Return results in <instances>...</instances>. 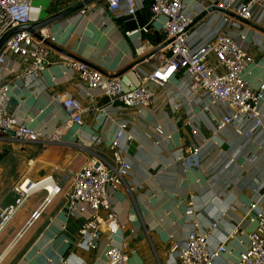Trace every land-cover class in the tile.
<instances>
[{
  "label": "crops",
  "instance_id": "obj_1",
  "mask_svg": "<svg viewBox=\"0 0 264 264\" xmlns=\"http://www.w3.org/2000/svg\"><path fill=\"white\" fill-rule=\"evenodd\" d=\"M191 1L206 8L195 17L193 45L219 32L235 38L254 54L244 76L259 90L264 84V4L253 7L252 20L243 21L222 14L217 9L221 0ZM149 2L141 0L133 16L126 9L112 12L90 4L85 15L78 10L47 26L56 42H50V63L31 86H25L20 77L31 62L28 57L9 55L0 64V82L12 86L10 111L34 128L61 131V140L51 143L0 136V211L14 201L15 186L26 179L54 175L63 184V192L41 209L47 191L32 195L0 233V264H110L107 250L112 245L121 247L123 240L129 252L126 264H173L172 244L186 238L194 221L203 230L216 218H221L220 226L209 240L213 245L227 240L228 252L215 264H235L247 247L255 228L245 219L248 207L256 201L264 207V128L251 138L238 134L231 124L218 128L223 115L232 109L222 105L205 109L193 102L183 84L188 81L183 71L156 89L157 99L151 106L135 108L112 102L99 90H88L62 65L78 57L106 73L119 74L124 87L138 85L154 69L150 54L165 40L164 33L155 28L128 35L149 23ZM62 10L58 2L35 0L31 23ZM125 34L135 43V53ZM56 95L74 97L82 104V125L70 122ZM261 109L264 113V99ZM121 122H127L133 135L132 140L120 142L132 169L125 185L110 192L113 213L125 228L113 234L103 229L96 248L86 250L78 245L85 217L68 214L65 191L90 159L109 155V143ZM192 148H199V162L187 167L179 157ZM190 206L195 211L193 219L186 214ZM38 209L40 217L29 224ZM66 257L68 262H64Z\"/></svg>",
  "mask_w": 264,
  "mask_h": 264
},
{
  "label": "built area",
  "instance_id": "obj_2",
  "mask_svg": "<svg viewBox=\"0 0 264 264\" xmlns=\"http://www.w3.org/2000/svg\"><path fill=\"white\" fill-rule=\"evenodd\" d=\"M34 1L0 0V41L13 28L31 24ZM52 1L58 2L65 9L85 0ZM139 2L141 0H104L92 4H96L97 9L105 7L112 12L126 9L127 14L133 16L137 12ZM258 4H264V0H221L217 7L250 21L253 7ZM88 6L84 5L79 10L82 15L88 12ZM149 7V23L128 32V35L149 33L155 28L164 33L165 40L160 41L158 47L150 54L154 69L143 76L138 85L130 84L124 87L119 74L106 73L99 67L76 58L62 62L66 71L76 74L88 90H99L112 102L135 108L151 106L157 99L156 89L183 71L188 75V81H183V84L193 96V102L200 106L203 104L205 109L213 105L232 109L230 113L223 115L218 128L231 124L238 134L247 138L253 137L257 131L263 129L264 113L261 102L264 99V84L259 90L254 89L244 76L247 67L255 60L254 54L225 32H219L204 40L201 45L194 46L191 37L195 17L206 9L198 3L191 0H150ZM157 22L160 26L156 25ZM240 37L244 38L245 35L240 34ZM167 41L170 42L164 45ZM50 42L55 43L56 36L47 27L35 32L27 29L18 31L9 37L0 49V64H3L9 55L28 57L31 62L20 77L25 86H31L40 76L44 66L50 63ZM11 90L10 82H0V136H11L8 132L13 131V137L29 143L60 141V130L47 132L34 128L21 122L10 111ZM55 97L68 112L70 122L78 125L84 123L85 109L77 99L60 95ZM175 108L179 106L175 105ZM158 131L161 134L164 132L162 127ZM123 138L133 139L127 122L118 123L116 133L109 143V155L100 154L90 159L76 172L65 191L68 214L76 218L85 217L79 228L81 239L78 245L86 250L96 248L103 229L113 234L125 228V224L113 213L110 192V189L116 190L125 185V179L132 169L130 161L120 148ZM179 158L185 166H195L199 162V148H192L189 154H180ZM40 190H46L48 193L41 209L54 196L63 192L62 180L56 179L54 175H47L37 181L26 179L16 185L14 201L0 211V233L25 202ZM40 209L33 213L29 224L40 217ZM186 214L193 219L194 208L190 206ZM245 219L254 223L255 228L249 234L247 247L239 254L235 264H264V207L257 201L252 202ZM220 222L221 218H216L209 226L200 230L199 223L194 221L186 238L182 242H174L170 248L171 254L176 257L173 264H215L222 254L228 252L227 240H222L216 245L209 240L213 230L219 228ZM21 235L19 234L14 242ZM126 247V240H123L121 247L110 246L106 254L108 262L126 264L129 258ZM65 261L68 262V257L64 258Z\"/></svg>",
  "mask_w": 264,
  "mask_h": 264
},
{
  "label": "water",
  "instance_id": "obj_3",
  "mask_svg": "<svg viewBox=\"0 0 264 264\" xmlns=\"http://www.w3.org/2000/svg\"><path fill=\"white\" fill-rule=\"evenodd\" d=\"M102 1H104V0H85L84 2H80V3L76 4V5H73V6L69 7V8H67V9L62 10L61 12L53 14L50 17H48V18H46L44 20H41V21H38V22H34V23H31V24H28V25H24V26L15 27L1 39V41H0V49L2 48L4 43L8 40V38L11 37L14 33L18 32V31L27 29V30H30L31 32H35L38 29H41L43 27L49 26L50 24L56 22L57 20L67 18L71 14H73V13L77 12L78 10H80L84 5H90L92 3H98V2H102ZM217 9H219V8L217 7ZM220 10L222 12L226 13L227 15H230V16L235 17L237 19L246 21L243 18L239 17L238 15H236V14L230 12V11L223 10V9H220ZM125 38H126L127 43L129 44V46L131 47V50L133 51V53H135V51H136L135 43L126 34H125ZM169 42L170 41L165 42L164 45H167ZM72 57H74V56H72ZM74 58L80 59L78 57H74ZM80 60H82V59H80ZM8 133L11 136H15V133L13 131H9Z\"/></svg>",
  "mask_w": 264,
  "mask_h": 264
},
{
  "label": "rangeland",
  "instance_id": "obj_4",
  "mask_svg": "<svg viewBox=\"0 0 264 264\" xmlns=\"http://www.w3.org/2000/svg\"><path fill=\"white\" fill-rule=\"evenodd\" d=\"M221 18H227V17H225V15H221ZM199 36V35H198Z\"/></svg>",
  "mask_w": 264,
  "mask_h": 264
}]
</instances>
